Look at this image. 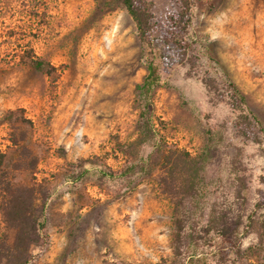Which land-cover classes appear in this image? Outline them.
<instances>
[{
  "label": "rangeland",
  "instance_id": "rangeland-1",
  "mask_svg": "<svg viewBox=\"0 0 264 264\" xmlns=\"http://www.w3.org/2000/svg\"><path fill=\"white\" fill-rule=\"evenodd\" d=\"M106 1L0 0V264H190L195 236L192 264H264V137L239 134L225 83L264 121V0H196L197 55L144 45L127 10ZM152 1L159 17L177 8ZM151 59L157 134L196 154L208 128L218 133L205 195L184 210L178 180L139 168L154 143L130 145ZM213 209L237 225L238 252L209 229Z\"/></svg>",
  "mask_w": 264,
  "mask_h": 264
},
{
  "label": "trees",
  "instance_id": "trees-1",
  "mask_svg": "<svg viewBox=\"0 0 264 264\" xmlns=\"http://www.w3.org/2000/svg\"><path fill=\"white\" fill-rule=\"evenodd\" d=\"M177 8L166 12L159 17L153 12L154 3L152 0H107L106 4L109 8L123 7L127 10L133 19L141 42L144 45L152 46L155 42H163L173 44L180 53L194 51V40L190 34L192 24V11L196 4V0H175ZM197 55V54H196ZM218 63L214 57L210 58ZM29 62L38 70L51 73L54 66L41 58L32 57ZM148 72L143 80L136 85L138 93L140 113H139V134L131 144L140 145L152 142L153 151L147 157L142 158L139 168L143 172L150 171L154 166L162 167L166 172V179L178 186L181 197L177 200V208L186 209V203L190 205L197 203L203 195H205V175L206 167L212 161L216 154L219 143L218 133L208 128L207 140L203 148L193 154L189 150L171 144L164 140L162 136L157 134L153 121V110L151 96L157 86L160 85L159 64L154 59L148 61ZM226 86L231 92V102L233 108L239 113V121L236 126L240 135L255 141H261L264 137V121L249 106L246 94L240 89L237 83L227 78ZM137 164L131 162L125 171H132ZM240 181V178H238ZM203 198V197H202ZM186 211V210H185ZM216 211L210 215L208 227L210 230H218L223 233L227 249L239 251L237 225L231 227L226 220L225 215L220 216V220L216 218ZM188 212V210H187ZM249 217H252L250 215ZM264 221V220H263ZM176 239L181 237L184 229V219L177 217L176 219ZM43 234L46 235V226L41 224ZM233 230H235L233 232ZM200 239H192L188 242L190 264L198 263L202 259L198 254L200 247Z\"/></svg>",
  "mask_w": 264,
  "mask_h": 264
}]
</instances>
